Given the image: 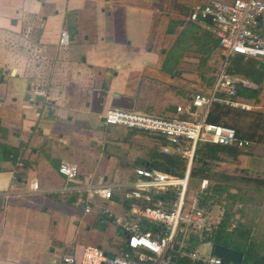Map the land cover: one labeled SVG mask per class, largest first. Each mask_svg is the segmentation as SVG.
<instances>
[{
  "label": "crops",
  "instance_id": "1",
  "mask_svg": "<svg viewBox=\"0 0 264 264\" xmlns=\"http://www.w3.org/2000/svg\"><path fill=\"white\" fill-rule=\"evenodd\" d=\"M208 1L0 0V264H66L65 257L84 264L88 246L111 255L124 250L122 228L101 222L102 197L90 199L77 188L86 180L91 186L127 181L153 148L176 154L167 139L109 129L103 118L112 109L165 118L204 114L177 108H186L196 93L213 92L220 77L211 81L212 90L187 79L183 62L194 45L226 61L218 38L190 18ZM63 30L70 38L66 46ZM244 61L258 69L262 62ZM251 82L258 96H237L248 106L238 108L264 112V81ZM138 136L148 141L145 147L133 144ZM246 150L238 157L245 166L235 171L264 177V165H258L264 145L249 143ZM63 162L78 165V182L59 171ZM107 203L118 217H131L123 188ZM211 247L205 244L203 252Z\"/></svg>",
  "mask_w": 264,
  "mask_h": 264
},
{
  "label": "built area",
  "instance_id": "2",
  "mask_svg": "<svg viewBox=\"0 0 264 264\" xmlns=\"http://www.w3.org/2000/svg\"><path fill=\"white\" fill-rule=\"evenodd\" d=\"M211 16V22L206 18ZM192 21H200L206 25L219 40L227 65L230 58L243 56L264 61V0H209L196 7L191 14ZM61 45L70 43L69 33L63 30ZM249 88L251 80L239 75L220 74L213 92L196 93L185 108L178 106L179 113L191 114V109H202L204 114L199 119L165 118L138 111L123 109L109 110L105 123L121 126L130 130H138L160 135L171 142L172 150L186 161L183 175L158 170L149 165L133 169V175L123 183H100L91 186L86 180L80 191L87 190L90 199L102 197V223L115 222L122 228L126 236L125 248L120 254L111 255L100 246H88L84 251V264H175L172 256L177 253L190 259L191 264H231L212 252L200 249L189 251L190 235H211L222 222L229 200L226 194L214 195L208 179L201 180L198 191L189 198L192 183V168L200 145L216 143L224 146L245 147L249 143L237 137L233 127L222 123H211L206 115L214 102L225 103L233 107L248 108L236 100L239 87ZM224 90L227 97L219 96ZM39 93V90L36 91ZM235 98V99H234ZM165 152H170L165 148ZM59 171L70 182H78L80 175L78 165L63 162ZM116 188L124 189V197L131 202V217H118L109 203L113 199ZM210 193L207 205H201L199 194ZM92 206L86 207L87 212ZM238 206L233 217L232 228L242 221ZM141 219L160 225L158 230H144ZM179 238V239H178ZM179 244V250L173 249ZM178 257V256H177ZM66 264L75 263L73 257H65Z\"/></svg>",
  "mask_w": 264,
  "mask_h": 264
},
{
  "label": "trees",
  "instance_id": "3",
  "mask_svg": "<svg viewBox=\"0 0 264 264\" xmlns=\"http://www.w3.org/2000/svg\"><path fill=\"white\" fill-rule=\"evenodd\" d=\"M244 60L243 56L233 57L228 61L226 72L254 79L258 83L263 82L264 71L258 69L257 65L245 63ZM237 95L247 99H256L258 91L240 86ZM207 121L233 127L239 139L248 143L264 145V112L245 110L225 103L214 102L209 109ZM139 132L151 134L144 131ZM156 136L166 140L160 135ZM247 146H224L216 143H204L199 146L191 173L192 184L197 185L195 182L197 179H208L211 183V180L217 177L216 183H211L210 188L214 195L226 194L229 206L219 227L211 235H204L202 239L198 235H190L189 251H195L200 244L210 242L213 246L224 245L244 253L241 263L231 262V264H264V237L256 235L262 225V221L259 219L264 216V207L261 208V203L259 205L252 204L251 208L247 207L248 203L255 201L251 194L252 191H264V177L261 175L252 176L245 171L242 176L236 171L232 175L213 172L211 167V162H219L228 158L236 159L240 155L246 154ZM146 164L155 169L181 176L185 170L186 161L178 154H170L153 148L149 161L140 163V165ZM199 197L201 205L205 206L213 196L210 193H201ZM239 205H242L240 209L242 221L237 227L232 228L233 217ZM141 223L144 230L155 231L160 228L157 223L146 219H141ZM177 256L175 264H191L189 258L181 257L178 253Z\"/></svg>",
  "mask_w": 264,
  "mask_h": 264
},
{
  "label": "rangeland",
  "instance_id": "4",
  "mask_svg": "<svg viewBox=\"0 0 264 264\" xmlns=\"http://www.w3.org/2000/svg\"><path fill=\"white\" fill-rule=\"evenodd\" d=\"M194 47H196V48H193L186 55L187 57H186L185 61L183 62L184 67H182L183 68L182 72L185 71V74L187 75V79L192 81L193 83L196 82L202 86L205 84L207 85V83L209 85V84H211V81H213L214 78H216V76L221 74V72H222L221 70L223 69L224 64H225V59L223 60V57L217 51L206 50L205 49L206 47L200 48V45H194ZM196 49H197V51H196ZM198 87H200V86H198ZM212 88H213V86L211 84L209 89L212 90ZM109 126H110L109 129L116 127V126H111V125H109ZM133 140L135 142L133 144H136V146H143V147H145L147 142H148L146 139H144L141 136H138L137 138H133ZM253 161L250 160V162H249V165H252L251 167H254L255 164L259 160H258V158H255ZM258 165H264V163H261L259 161ZM243 166H245V164L242 160L240 161V158H236V159L228 158V159H224V160L219 161V162H211V167H212L213 172H224V173L230 174V175L235 173L236 167H243ZM243 174H244L243 172H239V175L242 176ZM216 178L212 179L211 183L215 184ZM198 188H199L198 185H194L191 183L189 198H192L197 193ZM251 194L254 196L255 201L248 203L247 207H250L252 204L259 205L260 203L262 204L261 208L264 207V191L260 192L259 190H255V191H252ZM259 220L262 221V225H261L260 230L256 233V235L260 236V237H264V216ZM122 239L125 240V237ZM205 244H209L210 247L213 246L212 243L207 242V243L200 244L198 249H202V251H203V249L205 248ZM210 251L211 250L204 251V252L208 253Z\"/></svg>",
  "mask_w": 264,
  "mask_h": 264
},
{
  "label": "water",
  "instance_id": "5",
  "mask_svg": "<svg viewBox=\"0 0 264 264\" xmlns=\"http://www.w3.org/2000/svg\"><path fill=\"white\" fill-rule=\"evenodd\" d=\"M211 19H212L211 16H208L206 18V20L209 21V22L211 21ZM259 68L264 70V61L260 62ZM4 81H5L4 80V75L0 74V83H3ZM1 101H2V99H0V102ZM103 121H105V117L103 118ZM0 157H3V156H0ZM195 182L197 184H200L201 180L197 179V180H195ZM173 249L175 251H178L179 250V244L175 243ZM212 252H213V254L215 256L222 257L225 260H228V261L234 262V263H241L243 261V259H244V253L243 252H241L239 250H236L234 248H230V247L224 246V245H215V246H213ZM172 261L173 262L177 261V256L176 255L172 256Z\"/></svg>",
  "mask_w": 264,
  "mask_h": 264
}]
</instances>
